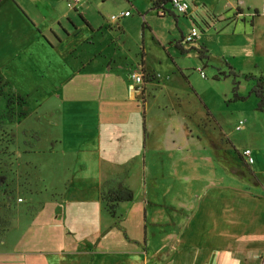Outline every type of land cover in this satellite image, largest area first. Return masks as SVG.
Listing matches in <instances>:
<instances>
[{"label": "rangeland", "instance_id": "obj_1", "mask_svg": "<svg viewBox=\"0 0 264 264\" xmlns=\"http://www.w3.org/2000/svg\"><path fill=\"white\" fill-rule=\"evenodd\" d=\"M69 1L77 11L62 1L60 11L70 15L63 24L70 32L82 24L102 28L94 43L83 42L71 53L76 43L70 41L68 48L37 55L30 67L21 56L12 60L7 45L0 47V234L10 224L9 238L21 236L36 209L74 194L75 203L102 223L125 219L132 237L143 238L146 224L155 244L157 229L172 232L169 221L183 218L170 209L178 206L173 195L180 189L189 194L191 176L199 173L204 159L207 174L227 172L223 185L249 184L264 196V27L257 37L234 32L238 21L208 28L202 17L222 10L223 0H188L187 15L170 2L165 8L171 12L162 15L151 0ZM126 10L132 15L112 20ZM239 24L251 25L242 19ZM193 27L199 35L188 42ZM22 30L31 40L29 30ZM91 51H106L115 61L107 66L98 56L80 71ZM50 59L51 77L43 78L40 70ZM66 59L70 74L62 82L60 67ZM135 75H143L142 84ZM144 110L150 139L165 145L156 149L154 165L148 155L150 168L135 152L143 151ZM116 129L124 130L122 140H111ZM132 134L140 139L138 148L129 144ZM247 148L254 158L248 165L242 155ZM236 171L256 174V183L231 173ZM122 187L132 191L133 199L113 205L114 218L107 203L110 192ZM146 198L152 203L148 224ZM164 220L165 225L152 224ZM116 231L117 239L124 240L117 226Z\"/></svg>", "mask_w": 264, "mask_h": 264}, {"label": "crops", "instance_id": "obj_2", "mask_svg": "<svg viewBox=\"0 0 264 264\" xmlns=\"http://www.w3.org/2000/svg\"><path fill=\"white\" fill-rule=\"evenodd\" d=\"M62 1L69 2V0H0V41L3 42L0 47L6 45L9 47L5 52H9L12 60L21 56L20 60L30 67L35 57L41 53L47 54L48 51H55L56 48L64 46L68 48L70 41L76 43L70 49L73 53L78 51L79 44L94 43L95 36L104 32L102 28L88 29L83 24L70 32L62 22L70 18V15L59 9ZM151 1L154 8L153 0ZM169 2H163L162 15L171 12L165 8ZM222 4V10L208 12L210 13L207 14L208 19L203 16V21L212 22L211 20L215 18L217 21L214 26L221 21H238L232 27L234 32L238 30L245 35L256 37L260 35L257 32L259 29L262 31L264 27V0L259 2L223 0ZM72 9L77 11V6ZM240 19L245 23L249 21L251 25L239 24ZM23 27L29 30L31 40L26 38ZM62 30L65 31V35ZM31 43L35 44V48H28ZM91 54L93 55H90L89 59L83 61L80 71L85 69L89 62L97 61L98 56H104L107 66L115 61L106 51H91ZM6 56L9 61V56ZM53 66L51 59L44 62L40 76L51 77L48 69H52ZM60 70L61 81H67L70 74L67 59L61 64ZM141 95L145 106L147 99L143 93ZM143 113L141 138L143 151L135 152L137 156L142 155L144 165L150 168L156 163L154 159L159 153L156 149L165 145L164 141L150 139L151 130L146 125V110ZM99 132L100 129L96 128L93 136L97 137ZM122 132H124L122 129L112 130L111 140L114 138L122 140L121 137L124 136ZM130 139L129 144L134 143L133 147L140 146L138 136L132 134ZM131 154L133 157V153ZM148 155L151 165L150 161L147 163ZM244 160L248 165L247 160L245 158ZM206 162L205 159L201 160L199 170H196L199 173L191 176L192 187L189 194L186 189H180L175 193L177 197L173 195L179 199L178 206H172L170 209H174L176 214L181 213L183 218L180 220L177 215L169 221L173 227L172 232L164 233L163 228L157 229L154 233L158 236L155 244L154 240L149 238L146 224H144L146 234L143 238L139 234L132 237L125 226V219L120 223L118 221L102 223L98 215L85 213L83 206L75 203V195L69 194L65 201L52 199L53 205L36 209L34 211L36 216L33 214L30 220L32 222L21 236L10 239L9 224L5 232L0 234V246L5 245L4 248H0V264H262L264 196L252 191L249 184L245 188H230L229 185H223V181L228 180L227 172L218 175L207 174L209 169ZM231 173L240 176L236 172ZM249 174L252 177L256 175ZM247 182L255 184L248 180ZM145 202L144 222L148 224V208L152 203L147 198ZM166 223L168 222L164 220L152 224L158 226ZM116 226L123 232L124 240L117 239ZM117 242L122 244L119 248L115 244ZM128 244L130 247H127ZM132 245L136 247L133 249ZM54 255H57L56 259Z\"/></svg>", "mask_w": 264, "mask_h": 264}, {"label": "built area", "instance_id": "obj_3", "mask_svg": "<svg viewBox=\"0 0 264 264\" xmlns=\"http://www.w3.org/2000/svg\"><path fill=\"white\" fill-rule=\"evenodd\" d=\"M81 0H75V2H80ZM171 5L173 6L174 10L180 14H187L189 9H190V3L188 0H169ZM68 5L71 8H74V5L71 1L68 2ZM161 13H164V3L160 2V7H159ZM130 15V11H125V12H121L120 14H114L112 16V20L117 21L120 20L121 18L125 17V16H129ZM199 35V31L196 27H193L191 32L185 37V40L188 42H191L193 40H195ZM201 74L202 76H206L204 71L201 70ZM135 79L137 81V83H142L143 80V75H135ZM243 122L241 121V124ZM241 128V125L238 126V129ZM243 157L247 160L248 163H252L254 161V158L252 156V151L251 149L247 148L245 150H243L242 152ZM262 264H264V257L262 259Z\"/></svg>", "mask_w": 264, "mask_h": 264}, {"label": "trees", "instance_id": "obj_4", "mask_svg": "<svg viewBox=\"0 0 264 264\" xmlns=\"http://www.w3.org/2000/svg\"><path fill=\"white\" fill-rule=\"evenodd\" d=\"M169 0H153V7L154 8H159V2H167ZM212 22L210 21H206V26L208 28H212L214 26V23H216V19L213 18L211 20ZM236 173L238 175H240L241 177L247 179L248 181L252 182V183H256V178L255 177H252L250 174H246V175H243V174H239V172L236 171ZM133 199V193L132 191L128 188V187H122V188H119L117 190H114V191H111L110 192V196H109V204L107 203V206H108V209H109V213L111 214V216L113 217H116V212H115V208L113 207V205L121 202V201H131ZM111 203V204H110Z\"/></svg>", "mask_w": 264, "mask_h": 264}]
</instances>
